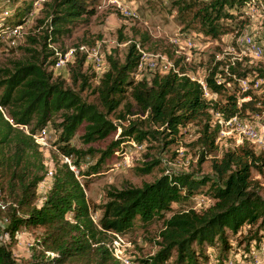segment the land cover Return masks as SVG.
Listing matches in <instances>:
<instances>
[{
	"label": "trees",
	"instance_id": "trees-1",
	"mask_svg": "<svg viewBox=\"0 0 264 264\" xmlns=\"http://www.w3.org/2000/svg\"><path fill=\"white\" fill-rule=\"evenodd\" d=\"M180 1L185 0L176 1L178 10L192 9L189 21L194 26L217 38L235 27L234 11L240 10L247 0H188L183 4ZM33 2L28 0L24 5L13 6V20H8L12 24L7 27L24 22ZM96 3L97 0L46 2L47 16L40 20L42 31L37 37L29 36L32 46L25 47L30 55L13 60L11 68L0 70L8 75L0 80V107L7 114L0 109V191L4 193H0L4 205L0 206V264H22L12 251L16 234L22 227L43 228L33 249L35 259L28 264H123L108 247L112 234L127 230L137 217L148 222L166 211L172 212L163 219L158 249L142 259V264H164L173 254V264H203L208 258L206 247L215 242L220 244L219 258L223 259L231 248L227 230L238 235L244 224L250 228L242 241L246 246L252 242L258 245L264 229V196L251 172L262 168L264 156L256 153L247 141L225 150L219 157L213 156L212 176L167 172L141 186L108 189L106 201L98 206L102 213L97 220L91 216V205L77 174L67 161L56 158L51 185L41 205H36L37 186L47 169L33 134L49 123L59 131V153L79 167L83 158L97 151L71 144L77 130L83 126L79 136L83 144L104 139L120 127L108 115L126 96L130 97L144 118L130 120L127 116L131 106L127 104L126 112L120 113L118 119L127 120L128 124L99 151L97 163L90 167L96 170L129 138L158 140L165 147L181 141L180 128L188 123L199 127L194 144L202 149L199 162L203 161L216 149L215 140L220 132V124L213 120V114L220 113L228 120L246 111H258L250 90L242 91L241 96L249 95L250 99L240 105L233 91L239 79L246 78L251 71L240 67L241 63L229 65V72L225 73L218 70V62L207 70L203 84L179 70L161 73L149 67L147 75L141 72L139 75L136 70L142 52L136 40L127 42L122 60L115 50L109 52L106 68L93 90L97 102L85 100L81 92L89 86L91 78L83 70L86 51L79 49L80 44L76 45L74 58L68 63L72 84L66 85L64 78L53 75L49 69L57 57L48 44L69 30L70 25L87 22L95 12ZM119 39L126 38L120 33ZM36 44L40 45L39 49ZM255 69L264 76V65ZM219 74L223 79L218 82ZM230 82L233 87L228 86ZM205 90L218 99H208ZM21 125L29 129L25 131ZM156 163L157 160L145 163L137 171L150 173ZM206 185L214 200L211 205L200 211L172 210V203L200 193ZM254 225L256 228L252 231Z\"/></svg>",
	"mask_w": 264,
	"mask_h": 264
},
{
	"label": "rangeland",
	"instance_id": "rangeland-1",
	"mask_svg": "<svg viewBox=\"0 0 264 264\" xmlns=\"http://www.w3.org/2000/svg\"><path fill=\"white\" fill-rule=\"evenodd\" d=\"M26 1L28 0H14V2L0 0V70L11 68L13 60L24 59L29 56L30 52L25 48L32 46L29 36L37 37L42 31L40 20L46 18L48 8L46 2L50 0H34L32 9L25 21L7 27V24H12L8 20L9 18L13 20V6L24 5ZM176 1L97 0L95 12L90 15L87 22L81 21L76 25H70L69 30L58 34L56 40L49 41L48 46L54 50V56L57 57L49 69H52L53 75L64 78L66 85H71L68 63L74 58L76 45L84 46L83 48L79 47L80 50L86 51L87 55L83 70L91 78L88 81L89 86L81 92V95L85 100L96 103V94L93 90L102 71L106 68V56L111 50H115L116 55L122 60L126 52L127 42L136 40L140 42L143 62L141 73L145 75L149 73L150 64L156 55H166L174 65L177 62V70L184 71L200 82H203L207 70L218 62V70L225 73L229 72V65L241 63L240 67L251 69L246 76V82L243 83L239 79L237 86H234L232 82L228 86H234L233 91L238 96L239 105L242 101L250 99L249 95L241 96L242 91L250 90L258 111H246L242 116L236 117V120H233L231 124L223 126L226 134L219 132L215 140L216 149L208 154L203 161L199 162L202 149L194 144L199 127L194 123H188L180 128L181 141H174L162 147V141L147 138L138 141L134 138L135 141L143 142L142 149L136 151L130 149L126 155L119 146L117 151L115 150L96 170H91L90 167L97 163L100 156L99 151L105 149L117 137L122 127L128 124L127 120L118 119L120 113L126 112L127 104L131 106L130 114L127 116L130 120H137L138 118L137 121H140L144 118L143 114L138 111L135 102L126 96L122 104L108 115L110 119L120 123V127L104 139L83 144L79 138L83 132V126L77 130L71 144L83 149L91 147L97 151L83 158L79 167L72 165L70 159L66 160V157L59 153L57 150L59 131L49 123L45 128L44 138L40 140L41 142H37L47 174L37 186L36 205H41L51 185L56 158L70 162L78 179L84 185L86 197L91 205V216L97 220L102 213L98 206L106 201L108 189L129 185L141 186L144 182H151L162 173L167 172H192L195 176L204 174L212 176L211 158L221 156L225 150L235 148L243 141L249 142L256 153H263L264 156V76L259 75L255 69L264 65V57L252 54L244 40L246 35H251L254 41L264 43V0H261L262 7H259L258 11L244 9V6L238 7L240 10L234 11L237 14L233 21L235 27L217 38L199 31L197 26L189 21L192 9L178 10ZM186 1L188 0L180 2L183 4ZM259 2H256L258 6H260ZM120 33L126 39L120 40ZM34 46L37 49L40 48L38 44ZM61 57L64 59L63 63L56 66V62ZM3 74L0 72V80L8 77V75ZM218 78L223 79L220 74ZM75 87L77 88V86ZM206 97L208 99L217 98L214 94H207ZM0 109L4 115H7L5 109L1 107ZM216 118V114H213V120ZM246 126L254 127L260 131L259 141L252 142L246 137V134L241 132L242 128ZM143 127L146 128L145 122ZM241 137L244 139L240 140ZM128 148L130 147L128 146ZM154 160H157L158 163L150 173L141 174L137 171L138 167ZM86 171L89 173L83 174ZM251 177L258 181L260 193L264 196V165L258 171L253 170ZM207 191L208 185L204 186L200 193H196L186 200L172 203V210L189 208L198 211L203 210L214 201ZM0 193L3 192L0 191ZM171 212L166 211L162 216H155L148 222H143L137 217L133 225L127 230L116 233L117 235L112 234L113 237L110 242L114 239L117 241V243L113 241L111 245H114L115 253L123 259V262L142 264V259L154 254L158 249L159 230L163 226V219L168 217ZM249 228L250 225L244 224L238 235L227 230L231 245L227 255L223 259L219 258L220 244L215 242L214 245L206 247L205 253L208 258L202 263L229 264V260H231L232 264H264V255L257 253L252 256L248 253L251 246L254 245L257 248L260 246V242L258 245L255 244L256 242H252L246 246L245 242L242 241ZM255 228L256 225L251 227L252 231ZM42 233V227L20 228L16 234L15 244L12 246L13 255L17 262L28 264L35 259L33 249ZM260 235H262L260 241L263 242L264 229ZM6 239L7 236L5 235L4 240ZM174 258L175 254L164 264H173Z\"/></svg>",
	"mask_w": 264,
	"mask_h": 264
},
{
	"label": "built area",
	"instance_id": "built-area-1",
	"mask_svg": "<svg viewBox=\"0 0 264 264\" xmlns=\"http://www.w3.org/2000/svg\"><path fill=\"white\" fill-rule=\"evenodd\" d=\"M256 2H257V0H247L243 4V6H244L243 8L244 9L245 8L246 9H251V11H258L259 7H262V2L261 1L259 2L260 6H258V4ZM247 11H250V10H247ZM244 40H245V43H246V46H247L248 50L250 52H252V54H254L256 56H259V57H264V43H259L257 41H254L251 35H246ZM80 47L83 48L84 46L81 45ZM154 58L155 59L150 64V68L151 69L158 70L161 73H166V72H169L170 70L177 71L176 67L174 66V63L166 55L165 56L164 55H156ZM63 61H64V59L61 57L59 59V61L56 62V66L60 65L61 63H63ZM142 66H143V62H142V59H141L139 65L137 67L136 73L141 72ZM246 80H247L246 78H242L241 79V81L243 83H245ZM219 81H221V79L218 78V82ZM200 83L203 84V82H200ZM207 94H209V93H208L207 90H205V95H207ZM215 114L217 116L216 120L220 124V134H226V130L224 128H222V127L231 124L233 120H236V117H232V118H230L228 120H225L220 115V113H215ZM20 127L23 128L25 131H27V126L26 125H21ZM45 128H46V126L44 128H42V129L36 130L35 133L33 134V137H34L36 142H41L40 140H42L44 138V135L46 133V129ZM241 132L246 134V137L252 142L260 140V131L258 129H256V128H254V127H248V126L243 127ZM243 139H244V137L240 138V140H243ZM128 146L130 148H128ZM143 146H144L143 142H137L134 139L129 138L128 140H126L124 143H122L120 145V150H122V152L124 154H126L127 152H130L129 151L130 149H134L136 151V150L142 149ZM66 160H69V158L66 157ZM67 162L70 165V162L69 161H67ZM70 167H71V165H70ZM0 206L2 208L4 207V205L2 204L1 199H0ZM113 234L115 235L116 233H113ZM113 241L117 243L116 239H114ZM112 242L108 243V247L112 251L113 255L116 258H118V259H120L122 261L123 259L120 258V256L118 254H116L115 251L113 250L114 249V245L111 246ZM248 253H250L252 256L256 255L257 253H260L261 255H264V241L263 242L260 241V246L257 247V248L254 245L251 246L249 251H248ZM123 263L124 264H130L129 262H127V263L123 262ZM229 264H232L231 260H229Z\"/></svg>",
	"mask_w": 264,
	"mask_h": 264
}]
</instances>
